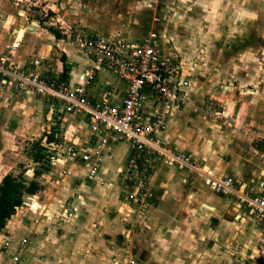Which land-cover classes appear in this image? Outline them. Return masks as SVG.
I'll list each match as a JSON object with an SVG mask.
<instances>
[{
    "label": "rangeland",
    "instance_id": "obj_1",
    "mask_svg": "<svg viewBox=\"0 0 264 264\" xmlns=\"http://www.w3.org/2000/svg\"><path fill=\"white\" fill-rule=\"evenodd\" d=\"M35 21L40 32L51 33L56 39L59 34L68 44H75L77 37L92 32L121 34L131 40L150 30L165 33L166 46L184 62L189 83L188 103L176 118L175 138L180 143L165 141V147L179 155L192 154L198 168L207 165V172L218 175L231 174L230 170L235 172L239 168L247 170L245 160L264 162V0H0V54L7 53L8 45L16 42L17 31L21 38L23 28ZM79 57L86 58L82 53ZM59 59L65 64L63 55ZM110 77L117 78L114 74ZM20 96L27 104L25 92ZM34 96V102H28L35 117L34 132L21 129L15 136L6 133V141L12 144L0 160V180L6 173L21 175L28 181H40L43 190L37 198L26 195L23 208L17 210L1 232L0 264H133L132 260L145 251L150 258L138 264H256L252 256L264 244L259 236L264 222L237 196L223 194L229 201L218 208L222 193H215L208 184H201L207 192V201L203 203L217 206L216 211L201 202L185 200L178 210L173 209L177 203L173 199V205L172 199H164L163 191L152 195L156 176L149 186L151 195L142 208L130 202L129 193L119 182L109 193L81 178L72 182V195L64 194L68 203L81 196V213L74 217V224L65 225L50 218L51 213L58 215L63 207H70L64 199L57 211L44 205L65 183L53 168L33 161L32 145L42 139L49 148L46 153L51 163L65 155L70 142L60 139L56 144H46L47 133L57 126L60 131L56 129V137L61 138L66 125L60 128L45 101ZM240 104L238 117L236 109ZM79 135L82 136L81 132ZM204 156L207 162L202 159ZM161 167H168V175L181 179L188 176L186 183L191 186L206 182L194 170L177 169L163 162L157 171ZM36 171H40L39 176H35ZM211 193L217 195L213 197ZM35 200L42 206H31ZM161 202L169 204L170 210L164 215L170 217H157ZM181 208L194 214L177 215ZM108 210H112L111 215ZM88 220L99 226L98 231ZM146 220L151 221L152 228L143 232ZM114 230H130L129 242L139 246L141 237L148 240L146 249H132L124 246L122 240L116 241L118 248L112 250L109 241Z\"/></svg>",
    "mask_w": 264,
    "mask_h": 264
},
{
    "label": "built area",
    "instance_id": "obj_2",
    "mask_svg": "<svg viewBox=\"0 0 264 264\" xmlns=\"http://www.w3.org/2000/svg\"><path fill=\"white\" fill-rule=\"evenodd\" d=\"M164 39L165 33L158 30L133 40L121 34L80 35L75 44L69 43L89 55L93 67L76 87L60 81L59 76L49 78L33 74L30 68L8 66L7 57L0 58V75L19 93L28 90L40 96L60 128L66 121L65 116L85 115L86 121L79 128L81 134H85L84 142L69 139L66 132L61 138L70 142L68 157L89 167L91 178L105 159L111 157L113 144L127 142L129 157L123 172L135 188L128 194L131 203H137L140 208L144 206L146 197L151 195L149 186L157 168L164 162L199 172L211 189L237 196L264 222V190L250 193L240 180L204 173L195 165L192 155L176 154L161 141L160 135L168 128L174 109L188 103L189 84L184 62L166 46ZM100 69L109 70L127 84L119 102L113 101V92L109 91L101 100L88 95L87 89ZM260 186L264 188V182ZM64 215L70 218L73 212Z\"/></svg>",
    "mask_w": 264,
    "mask_h": 264
},
{
    "label": "crops",
    "instance_id": "obj_3",
    "mask_svg": "<svg viewBox=\"0 0 264 264\" xmlns=\"http://www.w3.org/2000/svg\"><path fill=\"white\" fill-rule=\"evenodd\" d=\"M38 27H39V23L35 21L33 22L32 26L26 27V29L23 28L24 34L21 38H18V31H17L16 42H14L11 45L9 44L7 53L5 52L4 54H0V56L7 57L9 59V62L14 66H18L19 68L20 67L30 68L33 74L43 75V76L50 75L53 77H58V76L61 77L63 70L65 68V66L63 65H66V67L68 68V79L66 81L70 82L72 87H76L80 85L82 83V76L86 75L87 72L93 67L92 58L89 55L80 51L78 48L74 47L73 45L68 44V42L66 43L63 39L60 38L56 39V37H54V35L51 33L45 34L44 32H40ZM27 29L28 32H26ZM148 32L149 31H147L146 33ZM81 53L86 57L84 60H82L79 57ZM59 55L60 56L63 55V60L65 59L64 60L65 64L61 62L62 58L60 61ZM32 62L33 64H31ZM110 73L113 75V73L107 69L98 70L95 81L87 89V93L91 98H94L96 100H101L109 91V92H113V96H114L113 101H115L116 103L119 102L121 96L126 91L127 84L118 77L111 78ZM23 92H25L26 94L27 104L22 102L24 100H21V98H19L21 96L20 93L18 92V89L9 86L7 83L4 82L3 77L0 76V160L3 159V154L6 152V150H8L11 147L12 144L11 142L6 141L7 132H9L8 134H10L11 136H15L21 133V129L23 130V132L26 133H29L30 131L34 132L32 123L33 121H35V117L32 116L33 111L29 103L34 102L33 98L35 97L34 95L36 94L30 93L28 90H24ZM241 107L242 104H240V107L238 108L237 116L240 115L241 113V109H240ZM182 108L183 107L174 109V111L172 112V115L169 119L168 128L160 135V139L163 142V144L166 143L165 141L176 144L180 143L179 141H177V138H175L176 135L178 136V133H176L177 129L175 128H177L178 126L176 118H178V115L181 113L180 111L183 110ZM25 115L27 116V118L25 117ZM26 119L28 122H26ZM47 119L50 120L51 117H49L48 115ZM65 120L66 121H64L63 125H66L65 132L67 134V137L68 135H70L68 137L69 139L72 138L73 140H80L81 142H84L85 134L80 136L79 133L81 131L79 130V128L83 127L86 121L85 115L75 113V114L67 115ZM57 148L58 147L56 146L53 150ZM126 153H128V155ZM110 154L111 157L105 159V161L99 166L97 170V174L93 178L89 176V167H87L85 164L81 163L80 161L68 157L67 151L65 155L53 160L50 163V167L53 168L58 173L60 179L63 178L62 182H64L65 184L61 188L59 187L61 190H57L58 192L56 193V195L52 194L50 200H47V202H45L44 205L47 204L50 211L53 210L57 211V209L59 210L58 205L62 202L63 199L66 205L67 200L64 194L69 193L72 195L75 191L74 187H72V182L81 178H83L85 182L93 183L99 188H105L106 191H108L109 193L110 192L112 193L116 189V182L120 183V186H122L123 190L126 193L134 191L135 190L134 186L131 185V182L126 178L123 172L128 162L129 144L127 142H118L116 144H113L112 151L110 152ZM192 157L193 160L198 165L197 159L195 160V157L193 155ZM202 159H204L207 162V156L202 157ZM204 160L201 161L204 163ZM231 164L234 165V163ZM168 165L171 166L172 164H168ZM244 165L245 167H247V170L246 169L240 170L241 168H239L235 170V172L232 171L233 173L230 170L229 172L231 174L219 173L220 175L216 174L214 171L207 172V165H204L203 167L204 170L200 168L199 169L204 173L211 174L218 178H230V179L242 180L245 185V188H248L253 193L263 191L264 188H262L260 185L262 182H264V162H258L255 164L254 161L248 162L247 160H245ZM172 167L177 168L176 166L173 165ZM166 168L168 167H161L155 173L156 177L154 178V185L152 186V190H151L152 195H154L156 191L159 192L163 191L165 194L164 199L168 198L175 200L177 204L175 208L173 207L172 208L177 210L179 205H181L182 200H185L186 202H195V203L201 202V205H204L206 208H209L210 210H214V211L217 210V206L203 203L204 201H207V192L204 190L205 189L204 187L207 186V182L200 181L201 183L198 184L194 183L193 186H191L192 184L186 183L187 180L190 179L188 178V176L184 177L183 175V178L181 179V176L176 177L171 174L168 175V170L165 171ZM7 174L8 173H6L5 175ZM179 175L181 174L179 173ZM3 177L1 178L0 183ZM60 179L57 180V183H59ZM38 182L40 183V181ZM201 184L205 186H202ZM183 188L185 189L183 190ZM48 193L49 196H51L50 191L45 192V194ZM37 194L34 195L35 198H37L38 196ZM216 195L214 194L213 197H215ZM219 196L222 197H219V200L221 201H219L220 205H218V208H220L223 205H226V203L229 201V198L227 196H224L223 194ZM80 197L81 196L75 199L73 198V201L71 202L69 201V203L67 202V205H69L70 207H66L64 205L65 207H63V209L58 213V215H55L50 212L52 214L50 218L55 217L58 220V222L63 223L65 225L74 224L73 222L75 221V218H78L80 216L79 213H81V211H79L80 208L79 205L80 206L82 205V202L81 201L79 202ZM174 200L173 202H171V204L173 205H174ZM36 203L39 204V207L42 206L41 203L36 200L34 201V203H32L31 206L35 207ZM168 205L169 204L166 202H161L157 217L161 214L164 215L165 214L164 212L166 210H170V206ZM119 210L122 211V208H120ZM149 210L150 212L151 211L154 212L153 208H150ZM70 211L73 212L72 217L66 218L64 214H67ZM108 213L111 215L112 210H108ZM180 213H184V216L191 214L189 210L183 208L179 209V212H177L176 214L178 215ZM148 214L150 213L148 212ZM201 214L203 215V212ZM164 216H165L164 218H166L167 216L170 217L169 215L167 216L164 215ZM147 221L148 220L144 222L146 223ZM162 221L163 223H165L164 219ZM87 222L91 223V225L95 227L96 231H98L99 226H96V224L92 223L90 220H88ZM150 222L151 221L149 220L145 224L144 226L145 230L143 229V232H146V229L152 228V223L150 224ZM5 228L3 230H5ZM180 228L181 226L179 227V229ZM262 230L264 231V228ZM2 231H0V234ZM179 231L180 230H178L177 232ZM263 231H262V236H261V232L259 236L264 240ZM112 234L113 235L111 236V240L109 241V243L112 244L111 245L112 250L116 251L118 248L117 247L118 244L115 245L116 244L115 242L116 241L121 242L122 240L124 242L123 243L124 246L128 245L132 249H136L137 246H139L138 244L135 243L133 244L132 241L129 242V240H131L129 238L130 230H124V232L121 231L118 232L117 230L116 231L114 230L112 231ZM147 243L148 240H145L142 237L140 238L139 244L140 246L144 247L143 250L146 249L145 246L147 245ZM140 246L139 249L142 248ZM140 255L141 256H137V259L132 260L133 264H138V262L140 263V260L146 262L148 258H150V253L146 251L144 252V254H140ZM252 257L256 258L255 261L256 264H264V244L261 246V248L257 247L254 250V256Z\"/></svg>",
    "mask_w": 264,
    "mask_h": 264
},
{
    "label": "trees",
    "instance_id": "obj_4",
    "mask_svg": "<svg viewBox=\"0 0 264 264\" xmlns=\"http://www.w3.org/2000/svg\"><path fill=\"white\" fill-rule=\"evenodd\" d=\"M57 36L60 38L59 34ZM67 79L68 68L65 66L59 80L66 81ZM56 129L60 131V129L56 126V128L54 127V131L45 135L46 144H56L60 139H62L56 137ZM32 148L33 151H35L34 155H32L33 161L36 163H43L48 169L50 166V156L46 153L49 150L48 146H45L42 143V139H40L33 143ZM39 175L40 171H36L35 176ZM42 189V185L36 179L28 181L21 175L15 176L10 173L5 175L0 183V231L6 227L9 220L24 204L26 195H35Z\"/></svg>",
    "mask_w": 264,
    "mask_h": 264
},
{
    "label": "water",
    "instance_id": "obj_5",
    "mask_svg": "<svg viewBox=\"0 0 264 264\" xmlns=\"http://www.w3.org/2000/svg\"><path fill=\"white\" fill-rule=\"evenodd\" d=\"M238 111V108L236 109V112Z\"/></svg>",
    "mask_w": 264,
    "mask_h": 264
}]
</instances>
